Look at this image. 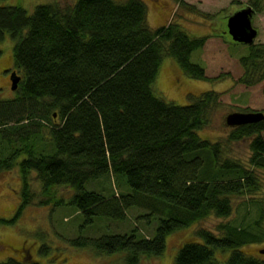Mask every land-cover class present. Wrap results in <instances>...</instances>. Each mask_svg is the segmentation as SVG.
Masks as SVG:
<instances>
[{"label": "trees", "instance_id": "16d2710c", "mask_svg": "<svg viewBox=\"0 0 264 264\" xmlns=\"http://www.w3.org/2000/svg\"><path fill=\"white\" fill-rule=\"evenodd\" d=\"M174 1L208 17L184 0ZM246 5L254 14L264 10V0H248ZM7 35L14 41L11 71L20 80L13 98L0 99V172L16 169L21 188L14 217L0 222H14L33 203L37 195L29 175L34 172L43 195L38 205H71L83 216V226L95 217L124 221L133 207L148 209L143 217H155L151 236H140L134 227L65 238L71 246L99 255L124 251L125 264H139L143 256L162 254L167 235L210 215L228 217L231 197H251L260 190L252 169L222 156L221 142L198 135L221 93L205 91L187 105L166 102L153 93L164 56L190 78L223 76L209 77L190 61L207 36L191 37L174 21L152 30L143 0L39 4L30 14L19 4L0 5V43ZM247 46L236 82L250 87L264 79V44L254 40ZM244 138H251L249 165L264 170V120L230 127L226 141ZM109 174L125 176L126 182L120 177L124 192L103 194L85 188ZM59 186L73 191L68 201L55 198ZM249 201L259 210L251 224L222 222L218 234L194 231L195 241L182 244L173 264H217V250L229 251L226 264H264L242 249L264 240V207ZM46 249L43 245L40 253ZM0 264L38 263L23 254Z\"/></svg>", "mask_w": 264, "mask_h": 264}, {"label": "rangeland", "instance_id": "374dc122", "mask_svg": "<svg viewBox=\"0 0 264 264\" xmlns=\"http://www.w3.org/2000/svg\"><path fill=\"white\" fill-rule=\"evenodd\" d=\"M75 1L0 0V5L19 4L30 14L39 4L57 2L58 5L64 6ZM143 1L147 7V23L152 30L174 21L191 37L207 36L204 46L191 53L190 61L203 67L209 77L223 75L215 80H196L182 72L172 58L164 56L152 84L153 93L166 102L176 105H187L205 91L221 93L220 103L212 109L208 125L200 129L198 135L212 143L221 142L222 156H227L252 169L261 183L260 190L251 197H231L232 212L228 217L210 215L188 228L167 235L161 255L143 256L139 262V264H173L174 257L182 244L190 240L195 241L194 231L203 228L218 234L216 228L222 222L237 226L251 224L258 217L259 210L256 204L249 201L250 198L262 203L264 207V170L251 168L248 163L251 138L227 142L230 127L224 121L225 116L233 111L264 113V79L250 87L236 82L243 72L239 59L247 55L248 46L225 38L229 37L225 17L244 7L248 4V0H239V4L235 5L232 4L233 0H184L208 17L178 6L174 0ZM221 15L222 17H219ZM252 25L258 30L255 43L264 44V10L254 14ZM13 45L14 41L8 35L0 43V99H11L15 95V91L11 90L9 79L11 70H15ZM17 72L20 75L19 71ZM120 177L125 181L124 175ZM120 177L109 174L107 177L88 182L85 188L103 194L113 189V193L119 194L126 190ZM29 182L31 190L37 195L33 203L25 207L14 222H0V262L9 257L20 259L25 254L38 264H125L124 251L99 255L89 248L71 246L66 239L79 233L83 236H96L102 232L106 234L127 232L134 227H137L140 236H151L153 232L155 217L145 219L143 216L148 214L149 210L143 207L128 209L124 221L95 217L91 225L83 226V216L71 205L57 206L54 201L47 205H38L43 195L40 193V183L34 172L29 175ZM126 186L130 191L128 185ZM20 188L21 183L16 169L0 172V218L9 220L14 217L20 203ZM72 193L73 191L67 186L54 188L57 199L60 197L68 201ZM43 245L47 247L46 252L40 253L39 249ZM242 249L248 256L264 261V253L260 252L264 250V240L260 243L247 244ZM228 255L229 251H215L217 264H226Z\"/></svg>", "mask_w": 264, "mask_h": 264}, {"label": "water", "instance_id": "95a60500", "mask_svg": "<svg viewBox=\"0 0 264 264\" xmlns=\"http://www.w3.org/2000/svg\"><path fill=\"white\" fill-rule=\"evenodd\" d=\"M253 15V9L246 5L225 17L227 33L232 42L245 45L253 44L258 35V30L252 25ZM9 78L11 81V89L15 90L20 77L13 71ZM261 120H264V113L262 111H234L228 113L224 118L225 124L229 127L255 123ZM260 252L264 253V250Z\"/></svg>", "mask_w": 264, "mask_h": 264}, {"label": "flooded vegetation", "instance_id": "af4514ba", "mask_svg": "<svg viewBox=\"0 0 264 264\" xmlns=\"http://www.w3.org/2000/svg\"><path fill=\"white\" fill-rule=\"evenodd\" d=\"M12 72V71H11Z\"/></svg>", "mask_w": 264, "mask_h": 264}]
</instances>
